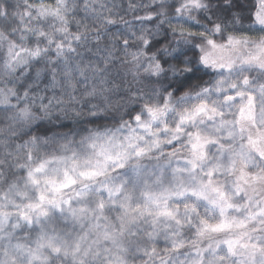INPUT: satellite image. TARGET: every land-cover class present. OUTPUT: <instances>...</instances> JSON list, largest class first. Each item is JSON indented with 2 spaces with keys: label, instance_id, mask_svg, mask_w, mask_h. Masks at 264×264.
<instances>
[{
  "label": "clouds",
  "instance_id": "9594fccd",
  "mask_svg": "<svg viewBox=\"0 0 264 264\" xmlns=\"http://www.w3.org/2000/svg\"><path fill=\"white\" fill-rule=\"evenodd\" d=\"M0 264H264V0H0Z\"/></svg>",
  "mask_w": 264,
  "mask_h": 264
}]
</instances>
